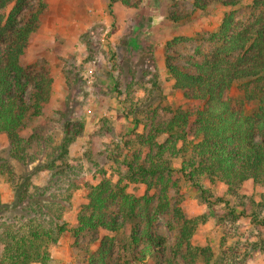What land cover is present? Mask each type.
<instances>
[{"label":"rangeland","instance_id":"rangeland-1","mask_svg":"<svg viewBox=\"0 0 264 264\" xmlns=\"http://www.w3.org/2000/svg\"><path fill=\"white\" fill-rule=\"evenodd\" d=\"M104 1L25 0L17 16L19 25H35L20 65L51 83L40 113L31 116L30 108L24 118L19 157L0 133V225L29 215L27 196L46 190L45 204L60 209L67 227L47 248L49 264H264V181L230 189L199 170L192 118L168 131L178 112L197 110L193 92L176 88L167 70L198 71L230 35L255 47L264 31L262 0H112L103 15L96 8ZM43 31L48 38L30 49ZM245 46L229 58L254 51ZM34 89L27 84L26 102ZM262 92L264 76L233 81L221 97L252 115ZM79 124L62 153L64 126ZM94 187L101 189L96 210L89 204ZM23 189V204L9 208ZM243 207L252 214L234 219ZM80 217L98 226L76 232Z\"/></svg>","mask_w":264,"mask_h":264},{"label":"trees","instance_id":"trees-1","mask_svg":"<svg viewBox=\"0 0 264 264\" xmlns=\"http://www.w3.org/2000/svg\"><path fill=\"white\" fill-rule=\"evenodd\" d=\"M232 3L234 1H231ZM12 3L6 16H0V44L4 38L6 45L0 47V133H5L9 139L12 156L19 157V132L25 126L24 118L31 108V116L40 113L43 102L50 92V79L44 73L25 72L20 65L19 58L25 47L31 42L30 34L35 29L33 20L23 25L18 24L17 16L25 5V0H0V8ZM234 4V3H233ZM264 5V0H262ZM107 7L112 11V0ZM37 14H33L36 18ZM232 20L230 16L223 19L220 34L226 37L230 31ZM264 24V23H263ZM6 32H9L7 35ZM238 34L226 37L224 45L217 47L213 59L192 72L184 68L167 66L168 73L174 79V86L178 89H190L193 92L197 110L193 113L178 112L169 125V132L180 128L192 118L195 126L194 133L200 141L192 147L200 160L199 170L207 176L220 179L227 183L230 189L238 186L247 179L254 182L264 181V92L258 94V105L254 114L234 111L228 101L223 100L221 93L230 83L238 80H261L264 76V31L255 39L252 47L248 38L239 39ZM249 42V43H248ZM246 45V46H245ZM254 48L249 55L241 54L229 56L243 47ZM3 50V51H1ZM3 60V61H2ZM28 83H32L34 90L29 92L28 101L25 100V90ZM82 128L64 126V135L60 149L65 153ZM181 135L180 138H182ZM46 168V167H45ZM191 180V174L182 171ZM193 178V177H192ZM21 190L16 194L13 209L24 197ZM101 189L94 187L89 195L90 207L100 209L99 199ZM46 190L29 194L26 203L29 215L14 216L13 220L0 225V264H49L48 246L55 244L60 234L66 231V223L60 218L61 211L54 213L47 203ZM69 193L63 200L67 205ZM52 203H55L51 201ZM64 203V204H65ZM64 208L60 202H56ZM233 211V210H232ZM243 207L234 219L251 215ZM16 218L19 219L17 223ZM93 220V219H92ZM91 218H79V228H95L98 226ZM99 225L110 231H117L118 225L100 222ZM76 234V233H75ZM151 248V246H150ZM150 251V250H149Z\"/></svg>","mask_w":264,"mask_h":264},{"label":"crops","instance_id":"crops-1","mask_svg":"<svg viewBox=\"0 0 264 264\" xmlns=\"http://www.w3.org/2000/svg\"><path fill=\"white\" fill-rule=\"evenodd\" d=\"M66 6V5H65ZM65 6H64V8H65ZM97 6V5H96ZM51 7V6H50ZM67 7V6H66ZM107 7V5H106V0L101 4H99L98 6H97V10L96 11H101V13H103V15L105 14V11H106V8ZM66 10V9H65ZM67 11V10H66ZM103 15H102V17H103ZM105 17V16H104ZM53 21L57 24V26H59L58 28L61 30V23H60V21L59 20H57V18L55 17V19H53ZM50 26L52 25V22H50V24H49ZM91 25H89V27H90ZM88 26H85V28H89ZM39 36H41V38L40 39H37V37H35V39H33V42H32V44H31V47H30V49L31 48H33V50H36V48L37 47H39L40 46V44L41 43H43L44 42V38L45 37H47L46 36V34L44 33V31H43V34L42 33H40L39 34ZM79 36V35H78ZM78 36H77V38H78ZM48 38V37H47Z\"/></svg>","mask_w":264,"mask_h":264}]
</instances>
